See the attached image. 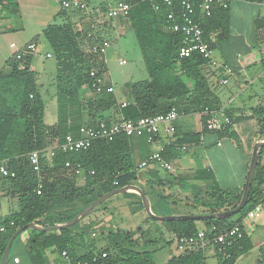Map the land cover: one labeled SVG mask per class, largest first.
<instances>
[{"label":"trees","instance_id":"obj_1","mask_svg":"<svg viewBox=\"0 0 264 264\" xmlns=\"http://www.w3.org/2000/svg\"><path fill=\"white\" fill-rule=\"evenodd\" d=\"M120 1L131 7L124 21L134 33L147 74L146 79L129 85L130 101L125 106L118 104L113 93L95 94L91 89L89 71L96 68L103 73L106 67L103 56L89 54L85 45L92 41L90 35L96 42L103 36L87 22L77 24L84 18L79 11L62 10L59 15L64 18L63 24L47 25L39 36L46 41L56 61L57 122L54 125L44 124L45 104L37 84V73L30 69L33 55L23 50L8 59L5 68L0 70V161H6L7 168L15 174L13 178L0 177V194L15 199L18 207L17 212L0 218V225L4 226V231L0 232V261L10 238L22 227L36 224L48 228L68 222L98 198L112 190L131 187L137 181L128 136L120 134L112 142H93L85 151L74 154L59 152L50 157L46 149L61 142L66 134L76 132L83 125H94L103 120V114L112 110L119 111L121 120L135 122L166 114L175 108L179 116L200 114L205 123L204 111L221 108L203 73L206 61L197 54L189 58L178 56L182 37L180 33L167 29L168 8L160 4L159 10L155 11L148 0ZM0 11L9 15L19 14L13 0H0ZM104 11L105 8L100 9L101 13ZM89 18L91 22L93 17ZM76 19L77 23L73 22ZM199 23L205 42L211 41L210 35L215 31L219 32L217 40L228 36L227 10L216 11L212 17L202 18ZM253 24L256 30L264 29V18H256ZM39 37L33 41L37 42ZM213 48L211 45L210 49ZM254 113L261 118L260 136H264V108H256ZM74 119L79 121L73 125ZM215 134L218 138H234L227 130ZM197 138V134H185L180 140L165 146L160 155L164 160L172 161L180 152L178 147ZM36 151L40 152L39 175L32 171L28 161V155ZM263 158L264 146L258 149V163L248 202L237 215L221 220L163 223L176 238L196 235L198 223L203 224L207 232L211 227L215 228L209 237L235 225L243 228L242 221L248 213L264 204ZM66 161L80 164L82 174L76 176L64 168ZM38 185L41 186L39 194L36 192ZM242 194L243 190L223 191L212 187L194 194V202L204 208L201 215L217 214L235 208ZM157 197L163 199L160 194ZM78 224L58 231L30 228L21 232L26 233L24 247L33 264H46L51 255H57L56 264H61L63 251L67 252L73 264H155L152 252L145 249L146 244L143 248L131 240V235L119 232L108 234L107 247L77 256L73 231ZM252 249L251 238L242 230L231 247L213 253L217 264H235L238 257ZM207 250L211 248L187 251L166 264H203ZM102 253H106L107 258H101ZM259 253V263L264 264V245Z\"/></svg>","mask_w":264,"mask_h":264},{"label":"crops","instance_id":"obj_2","mask_svg":"<svg viewBox=\"0 0 264 264\" xmlns=\"http://www.w3.org/2000/svg\"><path fill=\"white\" fill-rule=\"evenodd\" d=\"M83 1L91 9L100 11V9H106L120 0ZM13 3L19 11L18 15H9L0 11V70L5 68L8 59L25 50L27 44L35 43L36 52L32 54L33 60L30 64V69L35 71L34 62L38 59L37 51L41 46V41H45L39 36L47 25L63 24L64 18L59 15L62 10L54 0H13ZM227 15L229 18L228 36L225 39L217 40L216 36L219 32L211 33V40L216 42L211 56L218 63L230 66L233 69V75L226 76L224 83L220 84L217 72L206 67L203 73L224 114L233 121V128L228 133H232L234 138H218L215 133L204 130V123L200 114L180 116L174 122L176 136H174L173 141L180 140L185 134H197V140L188 143L187 145L191 146L189 150L179 152L177 158L170 161L172 163L171 170L163 171L151 167L140 172L135 171L138 179L131 186L142 191L149 198L151 204L152 201L156 202L157 213H154L152 207L151 209L153 214L158 217L201 215L204 208L195 204L194 194L203 193L212 187H218L223 191L243 190L254 144L264 138V136H260L261 118L254 113L256 108H264V29L256 30L253 24L256 18H264V1H233L227 9ZM89 19L84 16L81 22L77 23V19L73 22L76 21L78 25L87 22L92 25L94 30L101 32L103 36L106 20H103L101 15L93 17L91 22ZM103 23H105V26H100ZM111 26H114V22L111 23ZM116 26L123 27L129 26V24L119 19ZM37 36L39 37L38 41H33ZM42 43V46L46 48V41ZM44 56L49 58L50 55L46 52ZM122 62L124 63L122 64ZM120 63L124 65L125 61ZM104 65L106 67L105 60ZM106 70L102 74L106 83L114 88L113 95L118 104L121 106L127 104L130 101L129 85L131 83L127 85L128 96L122 99L117 98L115 87L105 78ZM38 86L40 87L39 84ZM54 100L56 104L55 94ZM114 119L116 121L121 120L117 110L103 114L104 121L113 122ZM56 122L57 115L52 125ZM195 122L196 128H192ZM129 143L132 164L136 170L137 166L153 151L167 145V138L162 135L157 144L149 145L144 133L137 132L129 136ZM158 182H160L159 185ZM159 194L163 199L157 197ZM0 197L7 198V200L12 199L4 197L2 194H0ZM12 200L16 201L15 199ZM9 202L8 200L2 205L0 201V218L18 211V208L17 210L15 208L16 206L10 208ZM162 204H171L174 206L172 209H175L176 206L189 207L195 210V213L174 210L169 213L163 212V208L158 207ZM100 205L77 222L79 223L78 227L73 231L75 234L73 236V246L77 256H82L90 250H100L107 247L110 232L130 235L132 233L131 240L138 242L143 248L146 244V250L148 243H156L160 237V241H163L162 234H164V238L170 237V240L175 243L176 237L171 233L169 227L163 221L154 220L148 215L141 226L130 228L132 227L130 215H135L141 212L142 209L145 210L140 196L136 194H117ZM253 212L254 217L252 219H248L246 216L242 221L244 232L247 235L257 229L256 220L259 218L258 215L264 212V204L257 207ZM147 219L155 221V223L150 224ZM60 224L63 223L56 225ZM118 227L121 229L119 230ZM154 231L159 232V238L150 240L149 236ZM25 237V232L18 235L17 239L13 241L11 249L16 246L17 255L23 250L26 259L33 264L24 247ZM262 245H264V239L257 247L258 258L256 264H260L259 249ZM10 252L6 264L9 261H11L10 264H22L16 254L10 257ZM249 253L238 257L236 263ZM57 260V255H51L46 260V264H56Z\"/></svg>","mask_w":264,"mask_h":264},{"label":"built area","instance_id":"obj_3","mask_svg":"<svg viewBox=\"0 0 264 264\" xmlns=\"http://www.w3.org/2000/svg\"><path fill=\"white\" fill-rule=\"evenodd\" d=\"M54 1L63 11H79L88 18L101 15V18L106 21L125 20L131 9L130 5L123 1H117L112 6H108L104 13L96 9H91L83 0ZM233 1L236 0H148L155 11L159 10L160 4L168 8L169 11L166 15L167 29L180 33L182 37L178 56L180 58H189L194 54L200 55L206 61V66L218 73L220 84L224 83L226 76L233 75V69L226 64L218 63L212 58L210 46L215 45L216 42L213 40L205 42L203 40L204 32L199 20L212 17L216 11L227 10ZM89 37L92 41L85 45L86 51L89 54L104 56L109 48V42L104 37L98 42L93 40V36L90 35ZM24 51L34 54L36 52V44H27ZM88 75L91 79V89L95 94L114 92V88L106 83L104 75L98 69H91ZM125 105L122 104V106ZM203 116L206 117L204 128L207 132L216 133L217 131L223 130L231 132L233 128V121L224 114L221 108L215 111L206 110L203 112ZM179 117L176 109L171 108L166 114L141 118L135 122L120 120L115 123H108L100 120L94 125H83L79 127L75 133L66 134L61 142H57L55 145L48 147L46 152L50 157H54L59 152L63 154H74L89 149L93 142H112L117 135L123 134L129 137L137 132L144 133L149 145L157 144L162 135L167 138V145H169L172 143L175 134L174 122ZM164 147L161 146L153 151L137 166L135 171L140 172L151 167H156L163 171L171 170L172 163L164 160L160 155ZM189 147L191 146L184 145L178 147V151L186 152L189 150ZM39 155L40 152L38 151L28 155L29 165L37 175L40 174ZM64 168L69 169L76 176L81 175L83 172L80 164H73L70 161L64 163ZM91 174L93 173L91 172ZM14 176V172L7 168L6 161H0V177L13 178ZM40 189L41 186L38 185L36 189L37 194H39ZM253 217L254 212H249L247 218L252 219ZM10 225H13V223H10ZM214 230V227H211L208 232L205 229H199L196 235L176 238V251L179 254H183L187 251H205L207 247H210L212 252H222L224 248L231 247L236 239L240 237L242 230L244 231L239 225H235L229 230L209 237L208 235ZM3 231L4 226L0 225V232ZM60 256L61 264H73L67 252L63 251ZM96 257H93L92 260L95 261ZM101 258H107V254L102 253Z\"/></svg>","mask_w":264,"mask_h":264},{"label":"rangeland","instance_id":"obj_4","mask_svg":"<svg viewBox=\"0 0 264 264\" xmlns=\"http://www.w3.org/2000/svg\"><path fill=\"white\" fill-rule=\"evenodd\" d=\"M114 22V26H111V23ZM117 20H108L106 21L105 32L103 33V37L109 42V48L107 49L105 55L103 56L105 63H106V73L105 78H107L115 87V93L117 98H124L128 96L127 92V85L140 81L147 78V74L143 65L142 55L139 51L137 46L135 36L133 31L129 26L118 27L116 26ZM123 22V21H122ZM105 26V23L101 24L100 26ZM113 25V24H112ZM41 41L39 49L37 51L38 59L34 62V69L38 75L37 80L38 84L40 85V93L42 95L44 104H45V113H44V124L45 125H52L56 119V104L54 100L55 94V86H54V77H55V58L51 54L50 48L47 43V47L42 46ZM49 53V58L44 56L45 53ZM216 55V54H214ZM125 61V64L122 65L120 62ZM90 94V92H88ZM196 120V118H194ZM79 120H72L73 125L77 124ZM113 122H117L115 119ZM192 128H196V122ZM6 199V200H5ZM10 202L9 207H15L17 210L16 201L14 202L12 199H8ZM7 198L0 197V201L2 205L5 204ZM104 203V202H103ZM102 203V204H103ZM101 204V205H102ZM156 202L152 201V209L154 213H157L156 210ZM100 205V206H101ZM99 207V206H98ZM96 207V208H98ZM163 212H171L174 211H184V212H193L195 213L192 208H184L183 206H176L175 209H172L174 206L171 204H162ZM159 211V210H158ZM160 212V211H159ZM91 213V212H90ZM89 213V214H90ZM73 216V215H72ZM257 218V229H255L252 233L249 234L251 238V242L254 246V249L251 252L243 256L241 259L237 261L236 264H256L257 256H258V245L264 239V212L258 215ZM130 220L132 227L136 228L142 225L144 219L148 218L144 209L141 212L136 213L135 215H130ZM70 221L72 219H69ZM150 224H154L155 221L147 219ZM69 222V221H68ZM154 222V223H153ZM199 224V229H204L203 224ZM119 228V227H118ZM121 228H119L120 230ZM131 231V230H130ZM130 235V234H129ZM132 235V233H131ZM162 240L160 241L159 232H153L149 236L150 240L158 239L156 243H148V248L150 252H152V257L156 264H165L171 257L177 256L179 253L176 251L174 241L170 240V237L164 238V234H162ZM169 242V243H165ZM16 254V246H13L10 252V257ZM17 255V254H16ZM18 258L21 260L22 264H31L29 263L28 259H26L23 250L19 255ZM9 258V257H8ZM9 260V259H8ZM9 261L8 264H10ZM203 264H217L216 258L214 253L211 250H207L204 253V261Z\"/></svg>","mask_w":264,"mask_h":264},{"label":"water","instance_id":"obj_5","mask_svg":"<svg viewBox=\"0 0 264 264\" xmlns=\"http://www.w3.org/2000/svg\"><path fill=\"white\" fill-rule=\"evenodd\" d=\"M263 146H264V138L258 140L254 144L253 152L251 155V159H250V163H249V167H248V171H247V176H246V180H245V184H244V188H243L242 197L240 199L239 204L231 210H228L225 212H220L217 214L158 217V216L153 214L152 209H151V202H150L149 198L142 191H140L136 188H132V187L118 188V189L112 190L111 192H109V193L105 194L104 196L98 198L96 201H94L93 203L88 205L86 208H84L82 211H80L69 222H65L63 224L55 225L53 227H48V228H42L36 224H28V225L22 227L20 230L15 232L12 235V237L10 238V240H9V242L5 248V251L3 253V256L1 258L0 264H6L7 263L9 252L11 249V245H12L14 239L19 235V233H21L25 230H28L30 228H36L38 230H43V231H54V230H59L61 228H67V227L73 226L78 221H80L82 218H84L87 214H89L91 211H93L96 207H98L100 204H102L104 201H106L110 197L117 195V194H136V195L140 196L142 201H143V205H144V208H145L147 215L150 218H152L154 220H158V221L167 222V221L192 220V221H198L199 222V221H205V220H210V219L221 220V219L231 218V217L237 215L246 206V204L248 202V197H249V193H250V189H251L252 180H253L255 170L257 167V163H258V149L260 147H263Z\"/></svg>","mask_w":264,"mask_h":264}]
</instances>
